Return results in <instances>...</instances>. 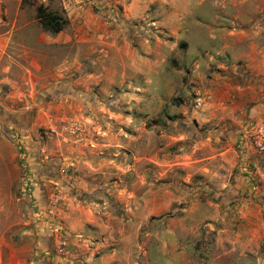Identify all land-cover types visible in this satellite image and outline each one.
<instances>
[{"label":"rangeland","instance_id":"rangeland-1","mask_svg":"<svg viewBox=\"0 0 264 264\" xmlns=\"http://www.w3.org/2000/svg\"><path fill=\"white\" fill-rule=\"evenodd\" d=\"M12 23L0 264H264V0H0Z\"/></svg>","mask_w":264,"mask_h":264},{"label":"trees","instance_id":"trees-1","mask_svg":"<svg viewBox=\"0 0 264 264\" xmlns=\"http://www.w3.org/2000/svg\"><path fill=\"white\" fill-rule=\"evenodd\" d=\"M35 17L41 23L42 27L52 32L59 31L65 22L64 18H61L53 12L44 10L40 6L36 8Z\"/></svg>","mask_w":264,"mask_h":264},{"label":"crops","instance_id":"crops-1","mask_svg":"<svg viewBox=\"0 0 264 264\" xmlns=\"http://www.w3.org/2000/svg\"><path fill=\"white\" fill-rule=\"evenodd\" d=\"M5 1L7 2V5L8 4L15 5L16 8H18L20 5V0H5ZM13 22L15 23V18L13 19ZM14 23H12L9 29H5L0 32V47H4L5 45L8 44V42L14 43V41L16 40V37L15 36L13 37V32H16V30L21 28V26L17 25L18 27L17 26L15 27ZM50 40H55V38H52L51 36Z\"/></svg>","mask_w":264,"mask_h":264}]
</instances>
